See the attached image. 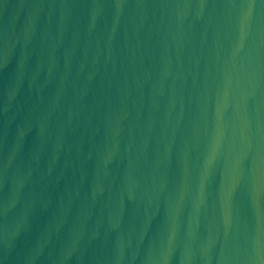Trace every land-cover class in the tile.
<instances>
[{"label":"water","instance_id":"1","mask_svg":"<svg viewBox=\"0 0 264 264\" xmlns=\"http://www.w3.org/2000/svg\"><path fill=\"white\" fill-rule=\"evenodd\" d=\"M0 264H264V0H0Z\"/></svg>","mask_w":264,"mask_h":264}]
</instances>
